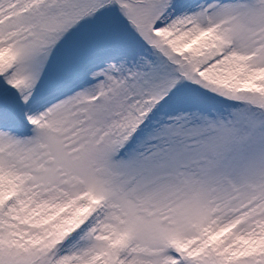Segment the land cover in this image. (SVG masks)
Masks as SVG:
<instances>
[{"label": "snow or ice", "instance_id": "6c2138e0", "mask_svg": "<svg viewBox=\"0 0 264 264\" xmlns=\"http://www.w3.org/2000/svg\"><path fill=\"white\" fill-rule=\"evenodd\" d=\"M0 264H264V0H0Z\"/></svg>", "mask_w": 264, "mask_h": 264}]
</instances>
